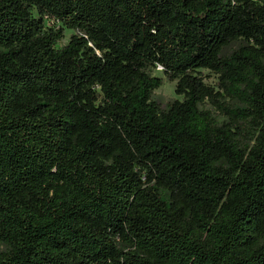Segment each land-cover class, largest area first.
<instances>
[{"label":"trees","instance_id":"1","mask_svg":"<svg viewBox=\"0 0 264 264\" xmlns=\"http://www.w3.org/2000/svg\"><path fill=\"white\" fill-rule=\"evenodd\" d=\"M156 67L180 100L153 99ZM0 245L264 264V0H0Z\"/></svg>","mask_w":264,"mask_h":264},{"label":"rangeland","instance_id":"2","mask_svg":"<svg viewBox=\"0 0 264 264\" xmlns=\"http://www.w3.org/2000/svg\"><path fill=\"white\" fill-rule=\"evenodd\" d=\"M34 15H36V12H34ZM44 31H51L52 30H58L60 29L62 31V37L59 41V47H62L63 45H65L69 38L75 34L76 32L72 29H68V28H64L62 25H60L59 23H53L52 21L45 19L44 20ZM238 45H240V42H234L232 43L228 48L225 49V53H229L230 51H232L233 49H235L236 47H238ZM201 76L204 78V82L210 86H214L215 88L217 87V78L215 75H213L211 72H209L206 69H200L199 70ZM151 74L154 76H159L162 77V84L159 88L155 89L153 91V99L155 101H157L159 104H161L162 106H164L166 103L174 100V99H181V96H177L174 93V85H175V81L170 82L167 81L162 74V70L160 67H156L151 71ZM232 103V102H231ZM234 104V103H233ZM209 108V106H206ZM216 115L218 116V119L222 120L223 117L219 116L218 113H216ZM3 250V246L0 245V251Z\"/></svg>","mask_w":264,"mask_h":264}]
</instances>
